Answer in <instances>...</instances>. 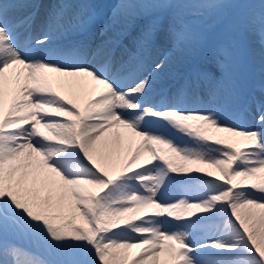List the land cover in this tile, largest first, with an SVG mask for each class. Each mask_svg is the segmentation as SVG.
<instances>
[{
  "label": "bare ground",
  "instance_id": "obj_1",
  "mask_svg": "<svg viewBox=\"0 0 264 264\" xmlns=\"http://www.w3.org/2000/svg\"><path fill=\"white\" fill-rule=\"evenodd\" d=\"M28 1H14L10 11L0 7L1 21L25 8ZM62 1L49 3L43 0L36 21L43 20L52 29L67 24L54 34L66 38L78 33L76 30L89 23L90 17L86 7L81 10L70 5L60 10L58 5ZM76 1L81 4L89 2L97 7L104 5V0ZM121 2L125 7L119 4L112 13L101 8L95 25L98 35L94 44H86L66 61L60 60L63 54L62 51L59 53L60 50H54L44 58L51 64L57 61L61 70H54L51 65L47 69L39 65L40 72L24 70L8 48L5 34L0 31V56L2 59L15 58V68L9 77L0 71V160L2 162L12 148H31L35 152L29 156L21 153V160L14 166L13 171L22 173L24 183L20 185L2 176L1 206L47 230L71 257L93 241L96 258L102 264H264V184L260 183L264 180V162L261 164L264 152L255 153L256 144H251L256 135L264 134V98H253L254 105L247 107L246 124L255 129L251 138L242 137L229 128L221 130L227 136L217 132L215 138H206L172 111L163 113L171 123L167 136L165 129L155 128L158 116L152 111H143L137 119L131 118L136 112L132 93L126 90L131 81H117L123 89V101L119 102L106 83L87 77L80 69L71 68L83 63L88 68L100 69L103 54L113 48L115 51L107 74L112 71L122 77L129 68L125 66L138 61L142 44L139 43L137 51L129 52L127 56H124L125 49L115 47V36L127 24L121 12L129 16L132 24L142 26L153 18L151 10L140 0ZM58 13L61 14L59 19L56 18ZM73 21L75 24L71 23ZM250 29L243 50L247 58L258 59L255 64L260 65L264 59V27L252 21ZM66 45L65 52L70 48ZM144 67L150 70L146 74L148 80L160 73L165 77L172 71V65L159 53L157 45L139 68ZM100 72L103 74V68ZM190 74L201 79L204 91H208L206 84L210 83L213 89L223 91L226 98L243 103L247 84L240 77L232 76L231 81L222 78L216 82L212 77L207 79L198 75L194 68L184 77ZM153 84L148 81L135 87L137 91H150L148 89ZM27 87H33L34 92L30 93ZM165 89H168V97L181 101L185 108L212 115L196 97L183 94L177 86ZM154 98H149L148 102ZM39 102L45 106L41 123L29 110L30 103L37 105ZM122 117L128 120V126L122 124ZM216 118L223 126L236 124L231 114L218 111ZM109 120L117 132L108 133L106 127H101ZM40 124L50 131L43 132ZM175 129L179 130L178 134ZM158 140L162 142L161 146L156 145ZM192 140L205 144V149L196 148L206 151L204 164L184 160L179 171L166 172L160 168L161 162L154 167L152 161H148L147 147L155 152L154 158L165 155L174 162V156L166 148L171 146L174 154L184 157L188 150L195 148L186 145V141L190 143ZM41 157L59 173L57 179L48 172L41 174L38 171ZM256 162L259 167L255 166ZM142 186L146 187L142 189ZM152 187L160 192L159 197L156 201L145 202L139 212L137 201L144 198L139 192ZM180 199L184 201L182 212L187 211V200L196 205L204 201L206 215L202 213L201 218H197L192 214L172 219L171 214L179 210ZM103 200L109 201L106 209L100 203L96 205L97 201ZM129 200L136 205L137 214L134 216L125 209ZM242 205L250 208L246 211ZM207 211L213 218L207 217ZM160 212L174 229L185 228L194 232L196 241L207 238L212 249L207 250L205 243L196 248L179 244L176 248L181 253L172 255L174 234L167 227L161 230L157 222L156 243L144 246L140 236L147 228L145 225L150 223L152 214ZM95 214L98 221L93 218ZM0 264L45 263L2 236Z\"/></svg>",
  "mask_w": 264,
  "mask_h": 264
},
{
  "label": "rangeland",
  "instance_id": "obj_2",
  "mask_svg": "<svg viewBox=\"0 0 264 264\" xmlns=\"http://www.w3.org/2000/svg\"><path fill=\"white\" fill-rule=\"evenodd\" d=\"M145 1L153 3L156 10L170 6L174 11L169 17L167 26H164V33L162 35L163 39L166 38L170 44H165L164 47H161V53L171 64L183 63L181 67L187 64V68H189L192 60H194L196 72H201V75L207 79L212 77L217 82L222 78L230 77V75H236L243 79H248L249 77L254 78V83L251 87H249L250 83L246 81V84H248L247 94L251 93L250 90L252 89L258 94L260 89L259 83L264 84V59H262L260 65H256L249 58H244V54L241 55V50L242 46L245 44L244 38L249 32L248 24L255 21L257 24H261L264 27V0H247L252 1V3L246 5L243 10H241V7L238 5L241 0H220L219 2H217V0H175L173 2L172 0ZM185 4L195 11H187L185 9ZM251 6L255 8L256 15L253 11H249ZM113 7L112 2L108 11L113 10ZM128 31L129 28L122 30L124 33L121 38L125 37ZM142 53L144 54V50ZM259 68H261V70H259ZM260 73H262V76L259 75ZM195 78L197 79V77ZM169 79L170 78L167 77V80ZM191 82L192 80L185 84V89L182 90L183 93L189 92V83ZM255 83H258V85L253 87ZM198 85L200 86L199 83ZM207 86L208 91L206 94H203L207 96L204 98L207 106L211 107V104H218L223 108H229L221 91L213 90L210 83H207ZM192 93H194V88ZM261 94H264V90ZM234 101L235 100H233L232 103H234ZM234 116H237L236 112ZM192 119L196 122L198 127L205 132L204 135H212V133L215 132L222 133V131L213 130L216 123L213 124L206 119L196 118L194 115ZM247 130L251 131L250 128H247ZM257 141L259 150H257L256 153L258 154L259 152H264V139H257ZM19 155L20 152H11L8 153L5 158L6 163L0 160V180L2 176H4L6 179L9 178L10 180L17 181L20 185L24 183L25 179L22 173L20 171H13L16 164L14 159L17 161L18 159L16 157H19ZM186 157L188 161L197 163L198 165L202 164L200 163L202 159L201 154L196 150L192 153H188ZM262 159L263 161L261 164L263 165L264 156ZM41 160L40 166L44 169V164L46 165V163L42 157ZM161 163L163 166L160 167H165L166 171H179L184 161L178 158L175 162V166H173V163L167 162L166 159L162 157ZM154 166H156V164ZM255 166L259 167V163L256 162ZM41 171L44 172V170ZM51 172L55 173L53 171ZM6 174H8V177ZM260 183L264 184V181ZM144 193L145 197L137 201V204H141L140 208L145 204V201L153 199V197L156 198V195L152 196L148 191H144ZM104 201L105 200H103V202H98L102 205L103 209H106L109 201ZM131 202H127L125 209L131 212V216H134L136 211L135 207L133 208L134 204H131ZM192 202L193 201H189L188 203L191 204ZM195 205L188 210L196 211L200 207V209H203L205 202L203 201ZM182 207L183 201L180 200L179 212L182 210ZM242 208L248 211L250 206L242 205ZM142 209L139 211L141 212ZM16 214V211L3 209L0 204V237L8 236L7 241L13 242L24 251L30 252L34 258L45 264H102L96 258V248H94L93 241L83 248L79 254H75L71 257L63 250L62 244L56 241L47 230L44 228L42 229L35 223H29L25 217L21 216L20 220ZM194 214L198 215V212ZM208 217L210 218L213 216L208 215ZM93 218L97 220V215L95 214ZM166 226L175 234L172 225L166 224ZM147 227L148 231L145 233V236L148 240L143 239L145 237H140V241L144 243V246L156 243V216H151L150 224L147 225ZM178 237L185 243V238L191 237V234L180 231ZM30 240L37 243V249H33ZM202 240L207 243V238H203ZM195 245H199V243L197 242ZM175 250H177V248H174L172 255ZM169 256H171V254H169ZM176 263L177 262H175V264Z\"/></svg>",
  "mask_w": 264,
  "mask_h": 264
}]
</instances>
